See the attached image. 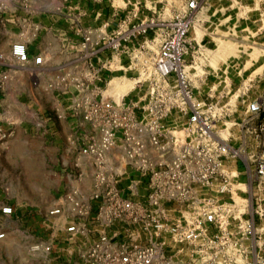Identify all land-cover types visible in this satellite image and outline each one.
Segmentation results:
<instances>
[{
  "label": "built area",
  "instance_id": "obj_1",
  "mask_svg": "<svg viewBox=\"0 0 264 264\" xmlns=\"http://www.w3.org/2000/svg\"><path fill=\"white\" fill-rule=\"evenodd\" d=\"M180 2L169 19L162 9L138 22L123 21L110 32L77 30L84 69L78 76L66 71L58 76L59 84L66 83L64 92L73 87L66 111L92 131L80 153L95 168L96 191L87 207L76 192L65 196L73 217L94 210L92 220L101 229L79 254L82 264H264L261 205L253 201L255 194L234 199L239 191L264 184V154L254 170L247 163L253 155L244 161V172L230 168L240 159V148L232 144V134L223 138L218 128L228 124L231 132L239 127L224 121L235 107L230 99L193 98L183 69L194 41L190 26L202 0ZM121 55L128 59L127 69L137 70V86L146 83L147 88L144 95L138 90L135 99L125 95L115 101L102 88L110 82L115 56ZM10 57L34 77L45 69L43 55L31 58L27 43H14ZM245 113L246 133L256 131L254 118L264 131V94L248 102ZM48 121L45 117L34 125L45 130ZM115 149L118 165L109 157ZM1 213L11 215L13 209L4 206ZM61 213L56 207L48 215ZM77 231L83 228H67Z\"/></svg>",
  "mask_w": 264,
  "mask_h": 264
},
{
  "label": "rangeland",
  "instance_id": "obj_2",
  "mask_svg": "<svg viewBox=\"0 0 264 264\" xmlns=\"http://www.w3.org/2000/svg\"><path fill=\"white\" fill-rule=\"evenodd\" d=\"M30 1L0 0V11L11 10L14 13L18 9L27 11L29 14L41 8L31 6ZM46 3L49 7V4H52L51 8H53L59 1L47 0ZM119 3L121 4L120 1L117 4ZM180 4V0H163L161 5L165 10L164 18L169 19L172 16L170 8L178 10V8H181ZM25 20V17L21 18L22 24L18 26L19 28L5 30L0 27L2 30L1 38L4 43L8 39L7 35L9 36L7 33L10 31L16 36L17 42H24L28 45L32 35L28 26H25L26 24H24L25 27L23 26V23L27 22ZM189 36L194 41L192 45L188 46L189 55L184 64V68H187L184 74L194 99L199 102L210 101L211 99L207 96V93L213 91L216 95L221 86L230 87L234 90L231 93H235V96L245 97L243 101L241 100V104L246 102V105L251 99V97L249 98L250 92L254 96L253 99L264 94V0H202L192 20ZM220 41L224 43L223 46H229L227 47L229 52L225 49L222 55L219 56L221 53L217 55V59L219 57L220 59L216 60L213 57L216 58L214 53L219 45H222ZM1 55H3L5 62L13 64L8 53ZM107 57L111 59L110 54H107ZM119 57L122 64H119ZM126 59L124 55L115 56V61L111 64L108 81L126 79L133 82L132 87L126 93H128V99H135L138 90L140 91L139 95L145 94L147 84H143L141 88L137 86L139 85L136 84L138 72L135 69H127L128 59L127 61ZM212 59L214 63H211ZM230 81L231 84H229ZM65 84V82L60 83L61 86ZM65 86H63L64 89ZM102 89L105 90V96H109L115 101H119L124 95H113L107 85ZM65 96H58V101L66 109L70 97ZM223 99L225 100L224 97ZM245 112L246 107L243 112L244 117L241 116L242 121L239 123L238 130L231 128L230 132L228 124H226L227 128L223 126L218 128L221 131L220 134L222 133V137L225 132L223 138H226L229 133L232 134V144L240 148V159L229 164L235 166L233 168H236L239 173L245 171L244 161L247 160V157L254 156L247 160L249 168L254 170L256 159L264 154V131L259 130L260 119H253L256 131L253 134L246 133V126L242 128L246 120ZM68 115V111H65L66 121ZM74 130L66 124L58 126L56 123L50 128L46 127L45 130L38 129L35 125H28L26 128L16 131L15 153L31 154L32 157L31 160L28 159L27 161L18 158L13 162L4 160L3 166L5 169L0 168V185H4L6 188L9 186L12 190V196L18 199L19 204L22 206H15L19 208L17 209L19 218L22 217L25 211L22 208L25 207L23 201L26 197L32 198L35 203L38 199L39 202L36 208L31 209V224L17 219H14V223H9L12 232L0 240V264H82L77 254L70 253L67 255L66 252L59 250L57 243L63 244V242L51 240V228L47 229L44 225L48 221L46 220L47 216L45 217L43 214L46 209L52 206L54 199L59 194L56 187V182L60 184L58 174L61 172L76 173L79 168L77 163L74 164L72 149L69 147V140L77 137L79 133H74ZM12 131L14 132V130L0 128L1 144L8 142ZM234 131H236V134H234ZM24 139L30 140L28 146L20 143ZM15 153L12 154L15 155ZM244 179L245 176L240 175L238 182L243 183ZM238 187L244 189L242 185ZM246 191H248V188ZM252 194H255L253 201L256 200L264 212L263 183L259 188L251 189L246 193L239 191L234 199L240 202ZM237 196L240 198H237ZM139 199L141 198L139 197ZM4 206L10 205L4 203ZM28 214L26 211L23 216L26 215L27 217ZM51 222L60 224L66 221L63 218L58 220L52 218ZM2 224L3 221L0 218V228ZM50 224L52 225V223ZM257 224L258 227H261L260 221L257 220ZM261 224L264 227V219ZM65 248L67 249V247Z\"/></svg>",
  "mask_w": 264,
  "mask_h": 264
},
{
  "label": "crops",
  "instance_id": "obj_3",
  "mask_svg": "<svg viewBox=\"0 0 264 264\" xmlns=\"http://www.w3.org/2000/svg\"><path fill=\"white\" fill-rule=\"evenodd\" d=\"M58 1L59 3L51 8L52 4H49V7L48 3H46L47 0H31V6L34 5L41 8L29 14L27 11L18 9L14 13L11 10L0 11V27H3L5 30L15 27L19 28L18 26L22 24L21 18L25 17V21L27 22H24L23 26L26 24L25 26H28L32 35L27 45L29 55L32 58L37 54H41L45 59V69L37 77L17 68L11 62H5L1 54L8 53L10 56V49L17 42V38L12 32H6L9 36L7 35L8 39L4 43L1 38L2 30L0 28V128L14 130L8 138L7 143H0V168L2 170L5 169L3 166L4 160L10 162L16 161V158L24 161L31 160V154L15 153L16 131L22 130L28 125L34 126V123L38 120L49 117V121L45 123L46 127L50 128L56 123L58 126L66 124L71 129H75L74 133L79 132L77 137L74 138L72 136V140H69L74 164L77 163L79 167L76 170L78 174L75 172L71 174L61 172L58 174L60 184L56 182V187L59 194L54 199L52 206L43 213L45 217L47 216L46 220L48 221L44 225L47 229L51 228V240L63 242V244L57 243L59 250L66 252L67 255L74 253L79 256L82 251L86 250L93 243L98 234L101 233V230L92 220L94 210L88 211L86 216L73 217L71 206L65 201V196L68 193L76 192L77 201L87 207L89 200L96 191L95 168L80 153L81 145L86 142L92 131L88 124L82 122L80 117L74 118L69 114L66 121V109L59 103L58 96L66 97L65 95H67L70 97L73 87L69 85L68 92H64V87L59 84L58 76L65 73V71L73 76H78L84 69L83 54L79 52L81 37L76 34L77 30L98 28L104 32L113 31L123 21L138 22L152 16L153 13H158L163 9L161 5L163 4V0ZM118 1L121 4H117ZM4 74L7 75L6 80H2L1 78ZM231 81L229 84H231ZM231 92H234V90L230 87L221 86L216 95L215 92L210 91L207 93V96H212L214 100L221 103L230 99L232 105L235 107V113L228 117V121L240 123L242 117H244L243 112L246 107V102L243 105L241 104V100L243 101L245 97L240 95L235 96L236 94ZM250 97V101L255 100L253 99L252 92L249 94ZM58 114L62 118H58ZM234 129L238 130L239 127L235 126ZM234 134H236V131H234ZM243 136L245 137V134ZM28 141L30 140L24 139L20 143L28 146ZM12 153H15V155ZM109 157L114 165H118L120 151L117 149L113 150L110 152ZM233 167L235 166H230L231 169L237 170ZM23 202L25 207L22 209L25 210L24 213L26 211L29 213L27 215L28 219L26 215L23 216L24 213L21 218L17 216V209L19 208L15 206H22L19 204L18 199L12 196V190L9 186L6 188L4 185H0V209L4 206V203L14 209L11 215H3L0 211V218L3 221L0 233H4V237L12 232L9 223H14V219L31 224V209L36 208L39 200L37 199V203H35L32 198L26 197ZM56 207L61 209V215L49 217V211ZM56 217L58 219L63 218L66 222L60 224L51 222L52 218L53 220H58ZM73 224L77 227H82L83 231L68 233L67 228ZM118 227L119 225L115 226L116 229H119ZM120 232L119 229L118 233ZM66 241L67 243H65Z\"/></svg>",
  "mask_w": 264,
  "mask_h": 264
},
{
  "label": "bare ground",
  "instance_id": "obj_4",
  "mask_svg": "<svg viewBox=\"0 0 264 264\" xmlns=\"http://www.w3.org/2000/svg\"><path fill=\"white\" fill-rule=\"evenodd\" d=\"M198 32V31H197ZM197 36H198V34H197ZM221 42V41H220ZM221 44L222 45H219V47H218V49L215 51V53H214V51H213V53H214V55L216 56V58L215 57H213L214 59H216V60H218V59H220V57L217 59V55L219 54V53H221V54H219V56L220 55H222V52H224V50L225 49H227V51H228V48L227 47H229L228 45L227 46H223V44L224 43H222L221 42ZM229 52V51H228ZM212 53V54H213ZM214 55H212V56H214ZM223 55H224V53H223ZM224 58V57H223ZM211 63H214V60L212 59L211 60ZM186 67L183 69V71L184 72H186ZM132 85H133V82H130V81H128V80H120V79H113L110 83H109V85H108V88H109V90H110V92L111 93H113V95H115V96H119V95H123V94H125L126 92H128L129 91V89L132 87ZM120 98V97H119ZM224 135H225V132H224ZM224 135H223V137H224ZM226 135H227V133H226ZM226 137V136H225Z\"/></svg>",
  "mask_w": 264,
  "mask_h": 264
}]
</instances>
